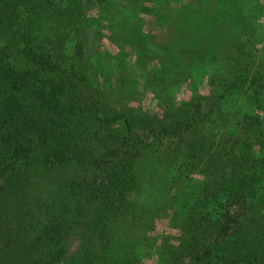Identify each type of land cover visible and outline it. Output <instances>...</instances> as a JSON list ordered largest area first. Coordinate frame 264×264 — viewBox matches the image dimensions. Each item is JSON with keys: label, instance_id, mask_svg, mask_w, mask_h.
Instances as JSON below:
<instances>
[{"label": "trees", "instance_id": "1", "mask_svg": "<svg viewBox=\"0 0 264 264\" xmlns=\"http://www.w3.org/2000/svg\"><path fill=\"white\" fill-rule=\"evenodd\" d=\"M81 1L0 0V264H264V73L243 35L257 4L135 16L173 31L150 83L188 92L156 115L59 62ZM182 54L211 64L177 73ZM162 218L175 239L155 237Z\"/></svg>", "mask_w": 264, "mask_h": 264}, {"label": "rangeland", "instance_id": "2", "mask_svg": "<svg viewBox=\"0 0 264 264\" xmlns=\"http://www.w3.org/2000/svg\"><path fill=\"white\" fill-rule=\"evenodd\" d=\"M172 1L177 5L188 6L192 3V0ZM152 2L153 0H101L100 3L99 0H82L80 10L76 12L79 15L76 22L65 33H59L61 42L55 46L56 57L64 69L80 73L77 74L80 78L99 84L101 89L103 85L108 87L109 103L117 110L120 107H131L137 112L160 115L171 102L177 100L176 97L182 96L184 99L183 95L188 93L185 89L179 93L173 88L170 79L165 80L160 87L154 82L150 83L158 75L159 59L155 53L161 43L168 37L172 38L173 33L168 28L169 22L159 23L151 14L142 16V24L135 18L136 15L139 18L143 8H155ZM243 2L246 6L243 13L254 2L258 6L255 14H248L244 18L243 22L252 24L256 21V24L251 29H246V34L243 35L253 37L250 46L251 61L264 73V0ZM211 5L214 6V3ZM251 18L253 19L250 21ZM132 24L137 26L131 28ZM180 58L182 63L175 66L177 73L182 72L184 66L204 69L211 64V58L208 57L204 62L200 59V63L188 54H182ZM201 73L205 72L201 70ZM181 77L182 81L179 83H189V87H197L200 92H206L205 76ZM161 235L170 239L178 236L177 231L169 229L165 218H162L155 231V237Z\"/></svg>", "mask_w": 264, "mask_h": 264}]
</instances>
